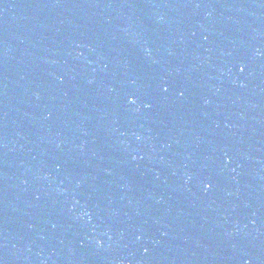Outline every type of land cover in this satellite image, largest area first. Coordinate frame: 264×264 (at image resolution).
I'll list each match as a JSON object with an SVG mask.
<instances>
[{
	"label": "water",
	"instance_id": "water-1",
	"mask_svg": "<svg viewBox=\"0 0 264 264\" xmlns=\"http://www.w3.org/2000/svg\"><path fill=\"white\" fill-rule=\"evenodd\" d=\"M0 264H264V0H0Z\"/></svg>",
	"mask_w": 264,
	"mask_h": 264
},
{
	"label": "clouds",
	"instance_id": "clouds-1",
	"mask_svg": "<svg viewBox=\"0 0 264 264\" xmlns=\"http://www.w3.org/2000/svg\"><path fill=\"white\" fill-rule=\"evenodd\" d=\"M138 139H139V137H138Z\"/></svg>",
	"mask_w": 264,
	"mask_h": 264
}]
</instances>
